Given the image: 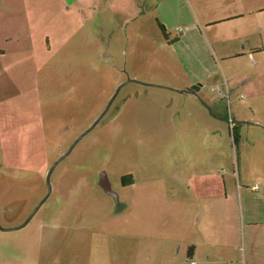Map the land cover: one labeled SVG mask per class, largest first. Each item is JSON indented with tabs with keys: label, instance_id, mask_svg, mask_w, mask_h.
Listing matches in <instances>:
<instances>
[{
	"label": "rangeland",
	"instance_id": "rangeland-1",
	"mask_svg": "<svg viewBox=\"0 0 264 264\" xmlns=\"http://www.w3.org/2000/svg\"><path fill=\"white\" fill-rule=\"evenodd\" d=\"M220 1L203 11L190 0L0 6V24L20 28L0 34L1 228L30 215L48 167L116 87L141 83L121 86L54 166L26 226L0 231V264L264 259V0ZM101 174L115 198L98 187Z\"/></svg>",
	"mask_w": 264,
	"mask_h": 264
},
{
	"label": "crops",
	"instance_id": "crops-1",
	"mask_svg": "<svg viewBox=\"0 0 264 264\" xmlns=\"http://www.w3.org/2000/svg\"><path fill=\"white\" fill-rule=\"evenodd\" d=\"M12 0H0V6L3 8V11H6L9 9V11L12 12V7H11V2ZM24 1V0H23ZM192 3H194L201 11H203L205 8H208V7H214L216 4H218L219 2H216L217 0H190ZM222 1V0H221ZM220 1V2H221ZM25 10V9H24ZM28 13V11H26ZM25 11L22 13V16L21 18L23 19L22 23L24 22L25 20V23L28 25V20H27V13ZM243 14L242 13H236V14H232L229 16H226L225 18L221 19L220 21L221 22H224L225 20L227 19H238V18H241ZM219 21V22H220ZM21 23V24H22ZM207 23H213V22H207ZM7 25V26H6ZM21 27V26H20ZM0 34H3V35H7L9 34L10 32H16V29H20L19 28V23L18 24H12L11 23V17L9 18H6L4 19V21L2 22V24H0ZM253 31L255 32H260L261 31V27H257L256 26V30L254 28H252ZM165 36V35H164ZM8 41V39H6ZM220 40L222 41H229L232 40V38H230L229 36H226V37H220ZM5 41V40H4ZM262 48V47H261ZM261 48H257L256 50L259 51L261 50ZM4 52L3 51H0V54H3ZM144 87H152V88H159L161 90H165V91H168V92H173V93H176L177 95H185V96H189V97H194L196 98V96L198 95V91L197 90L195 93H191L190 92V88L189 87H185L184 90H177V89H167L165 87H161V86H155V85H144L142 84ZM199 89V88H198ZM202 105H206L204 102H202ZM214 110V109H213ZM214 112V111H213ZM230 122V120H228ZM230 124L232 125V123L230 122ZM132 180V178H131ZM132 184H133V181H132ZM130 184L128 187H131ZM253 187H251L252 189ZM254 224V223H253ZM263 224H264V221H263ZM264 240V238H263ZM224 242V241H223ZM194 249L191 248V251H188L187 253L189 254V257L191 258V254L193 253ZM253 254V253H252ZM251 254V255H252ZM254 256V255H253ZM193 263V262H191ZM194 264V263H193ZM256 264H264V259L261 261V260H256Z\"/></svg>",
	"mask_w": 264,
	"mask_h": 264
},
{
	"label": "water",
	"instance_id": "water-1",
	"mask_svg": "<svg viewBox=\"0 0 264 264\" xmlns=\"http://www.w3.org/2000/svg\"><path fill=\"white\" fill-rule=\"evenodd\" d=\"M128 84V83H136V84H141V83H137L135 81H125V82H122L121 84H119L113 95L111 96L110 99L107 100L106 102V105L104 107V109L102 110V112L100 113V115H97V117L94 119V121L91 122V124L83 131L81 132L76 138L73 139V141L71 142V144L69 145L68 148H66V150L59 156L57 157L53 163L48 167V169L46 170L45 172V175H44V181H43V184L45 186V195L43 196V198L39 199V201L37 202V204L35 205L34 209L32 210V212L30 213V215H28L26 217V219L21 223L19 224L18 226L14 227V228H11V229H6V228H1L0 227V231L1 232H10V231H16V230H19L21 228H24L26 226V224L28 223V221L30 220V218L36 213V211L38 210V208L44 203V201L46 200V198L49 197V194H50V187H49V176L51 174V171L52 169L54 168L55 165L59 164L70 152V150L88 133L90 132L91 130H93V128L96 126V124L98 123V121L100 120V118L106 113L109 105L111 104L112 100L115 98L119 88L121 86H123L124 84ZM197 91V89H194L193 88H190V92L191 93H195Z\"/></svg>",
	"mask_w": 264,
	"mask_h": 264
},
{
	"label": "flooded vegetation",
	"instance_id": "flooded-vegetation-1",
	"mask_svg": "<svg viewBox=\"0 0 264 264\" xmlns=\"http://www.w3.org/2000/svg\"><path fill=\"white\" fill-rule=\"evenodd\" d=\"M125 180H123V178H121V186H125L128 187L124 182ZM98 187L103 191L104 194H106L108 197L111 198H115V196L111 193L109 186H108V181L105 178V176L103 174L99 175V179H98V183H97Z\"/></svg>",
	"mask_w": 264,
	"mask_h": 264
},
{
	"label": "trees",
	"instance_id": "trees-1",
	"mask_svg": "<svg viewBox=\"0 0 264 264\" xmlns=\"http://www.w3.org/2000/svg\"><path fill=\"white\" fill-rule=\"evenodd\" d=\"M158 27H159L160 31L162 32V37H163V39H164V34H163V33H164V30H163L162 26H158ZM236 136H237V133H236V131L234 130V127H231V136H230V139H231V142H232L233 144H234L235 141H236ZM124 178L127 179V183H125L127 186L130 185V184H132V180H131V177H130V176L123 177V180H124ZM186 256L189 257V254L186 253Z\"/></svg>",
	"mask_w": 264,
	"mask_h": 264
},
{
	"label": "built area",
	"instance_id": "built-area-1",
	"mask_svg": "<svg viewBox=\"0 0 264 264\" xmlns=\"http://www.w3.org/2000/svg\"><path fill=\"white\" fill-rule=\"evenodd\" d=\"M228 125H229V127L231 126V124H230V122H229V121H228ZM189 264H193V263L189 262Z\"/></svg>",
	"mask_w": 264,
	"mask_h": 264
}]
</instances>
